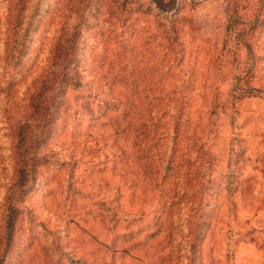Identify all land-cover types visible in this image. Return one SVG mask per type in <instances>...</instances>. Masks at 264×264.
Returning a JSON list of instances; mask_svg holds the SVG:
<instances>
[{
	"label": "rangeland",
	"instance_id": "374dc122",
	"mask_svg": "<svg viewBox=\"0 0 264 264\" xmlns=\"http://www.w3.org/2000/svg\"><path fill=\"white\" fill-rule=\"evenodd\" d=\"M31 1L39 22L21 63L8 76L1 61L8 32L6 0H0V234L7 198L12 196L21 209L12 243L0 247V264H264V15L254 35H246L251 46L240 49L238 68L234 56L221 49L224 0H175L164 10L171 14L184 3L183 39L190 58L172 77L160 71L150 77L165 87H181L178 97L191 101L192 113L206 116L207 146L193 156L199 184L194 191L205 205L194 219L189 206L178 205L171 229L152 235L160 213L155 202L135 197L112 169L111 140L101 129L91 130L95 117L105 120L114 113L118 97L136 93L145 98V0H111L109 18L97 13L99 0H80L88 25L77 92L84 98L73 105L77 95H70L78 111L77 136L60 127L29 193L22 197L13 191L10 126L18 119L24 93L47 68L62 23L72 26L80 16L68 0ZM131 5H138V13L124 24L122 13ZM238 71H244L242 78L257 96L233 105L227 98ZM103 210H108L106 218ZM112 217L129 224L114 225ZM196 220L203 235L199 241L191 231ZM123 235H131L130 242ZM127 248L130 252L124 253Z\"/></svg>",
	"mask_w": 264,
	"mask_h": 264
},
{
	"label": "trees",
	"instance_id": "16d2710c",
	"mask_svg": "<svg viewBox=\"0 0 264 264\" xmlns=\"http://www.w3.org/2000/svg\"><path fill=\"white\" fill-rule=\"evenodd\" d=\"M174 1L145 0V98L136 93L125 99L118 97L112 104L114 113L105 120L101 115L95 117L91 125V130L101 129L105 133L104 139L111 140L112 169L125 178L128 189L137 198L149 197L152 203L155 202L154 207L160 213L156 220L158 228L152 235H158L164 228L171 229L178 205L189 206L193 219L205 205L204 197L199 196L197 189L194 191L199 184L193 172L196 161L193 156L202 153L207 146L204 139L206 116L199 111L192 113L191 101L178 97L181 87L173 84L165 87L161 80L150 77L154 71L172 77L189 62L188 42L183 39L184 23L187 22L181 13L184 3L174 7L171 14L164 13ZM224 1L226 25L221 49L234 56L240 68V49L250 50L246 35H254L264 15V0ZM31 2L6 0L8 32L1 61L8 76L21 63L35 29L33 26L39 22L34 20ZM68 2L72 3L74 14L80 12V16L72 26L68 22L62 23L47 68L24 93L18 107V119L10 126L15 168L13 191L22 197L29 193L31 183L48 163L55 132L63 126L71 131L72 138L77 136L78 111L73 105L84 98V95L77 94L83 80L84 28L88 24L85 25L84 18L86 4L83 5L80 0ZM111 2L99 0L95 5L99 16H112ZM134 6L124 9V24L134 21L138 5L132 8ZM149 62L152 65L149 66ZM242 72L238 71L230 84L227 99L233 105L257 96L252 84L242 78ZM71 94L73 97L77 95L73 105L70 103ZM221 107L225 108L224 103ZM105 108L107 111L110 104L107 103ZM7 199L10 203L2 219L0 234V247L4 249L12 243L21 211L12 204L15 202L12 196ZM106 211L101 213L103 218H106ZM111 221L122 227L129 224L113 217ZM200 228L199 220L192 223L191 231L198 241L203 236ZM123 237L128 242L132 238L131 235ZM126 251L130 252V249L127 248L124 253Z\"/></svg>",
	"mask_w": 264,
	"mask_h": 264
}]
</instances>
